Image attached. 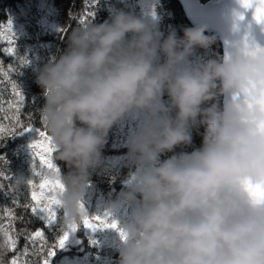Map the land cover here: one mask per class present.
<instances>
[{
    "label": "clouds",
    "instance_id": "1",
    "mask_svg": "<svg viewBox=\"0 0 264 264\" xmlns=\"http://www.w3.org/2000/svg\"><path fill=\"white\" fill-rule=\"evenodd\" d=\"M237 2V22L252 10L264 27L256 5ZM205 31L163 38L149 20L119 10L73 29L63 54L37 73L53 160L70 170L45 173L63 185L56 198L66 230L89 218L84 195L109 130L138 122L128 139L136 171L122 194L128 214L114 220L113 203L103 215L116 224L118 264H264V46L246 32L226 57L194 61L216 42ZM193 124L205 129L201 146L161 160L191 145ZM6 254L0 243V264Z\"/></svg>",
    "mask_w": 264,
    "mask_h": 264
},
{
    "label": "trees",
    "instance_id": "2",
    "mask_svg": "<svg viewBox=\"0 0 264 264\" xmlns=\"http://www.w3.org/2000/svg\"><path fill=\"white\" fill-rule=\"evenodd\" d=\"M200 2L216 0H199ZM119 10H131L134 15L149 20L163 38L171 30L182 37L184 29H192L187 23L176 0H91L86 5L85 0H0V117L5 111L8 117L0 120L9 126V117L15 112V104L19 102L12 89V84L18 85L24 101L20 107V120L28 123L29 116L33 117L34 131L15 134L0 140V184L5 191L11 190L16 177L25 179L33 177V165L39 164L34 159L30 145L38 139L35 129H43L41 124V110L45 104L44 90L37 83V73L45 64L63 54L68 46V37L73 29L80 26L81 20L101 24L109 20ZM87 12L93 13L88 16ZM11 21L12 31L7 24ZM205 35L216 38V42L207 50L197 49L192 59L222 58V47L216 36L205 32ZM6 50H11L9 54ZM21 59L28 63L21 64ZM7 73V75H5ZM165 101L168 100L165 94ZM221 103V100H220ZM12 107H9V105ZM174 115V113H173ZM137 121L129 119L114 125L108 132L106 143L101 150V166L90 170L87 190L83 205L91 219L101 216L108 210L110 204L117 207L112 210V217L116 221L123 220L128 214V206L122 200V194L127 190L130 173L136 171V165L129 156L128 139L137 129ZM204 127L193 124L191 128V145L177 146L173 152L165 153L161 160L180 152H191L199 148L203 141ZM61 176L70 170L63 161L53 160ZM8 177V178H4ZM38 182L39 178H35ZM20 200L25 198L31 202V188H18ZM11 211L16 217L25 216L28 223L8 216ZM58 213V222L52 227H46L44 221L33 216L30 211L25 213L22 207L13 204V197L0 191V243L8 237H17L20 229L28 232L42 230L45 233L47 246L56 243L62 235V225ZM75 232H69L68 240L63 248H57L50 264H118L120 239L118 233L110 228L89 230L83 224L77 226ZM8 232V237L5 236ZM28 232L18 235L15 250H8L4 257L5 264H9L13 257H19L18 264H43L47 248L40 250L41 242L33 246L27 239ZM75 239L77 245L68 241ZM25 247L28 251L25 253Z\"/></svg>",
    "mask_w": 264,
    "mask_h": 264
},
{
    "label": "snow or ice",
    "instance_id": "3",
    "mask_svg": "<svg viewBox=\"0 0 264 264\" xmlns=\"http://www.w3.org/2000/svg\"><path fill=\"white\" fill-rule=\"evenodd\" d=\"M86 5L91 3V0H85ZM241 6L245 9L252 8L254 5L253 0H239ZM259 7H255L254 9V18L259 22H264V0H258ZM87 15H93L91 12H87ZM85 19L81 20V23H85ZM9 31H12L11 21L7 24ZM9 54H11V50H6ZM21 64L28 63L27 59H21ZM7 75V73H5ZM12 89L15 92L16 96L19 98V102L15 104V112L12 113L11 117H9V126H5L0 123V140L8 136H13L17 133L24 134V132H32L34 131L32 126L33 117L29 116L28 123H23L20 120V107L24 101L23 94L18 90V85L16 83L12 84ZM3 106L0 105V108ZM9 107H12L10 104ZM4 117H8V112L5 111ZM4 117H0L2 120ZM38 135V139H36L31 145V151L33 153L34 159L39 161V164L33 165V179L28 182V186L31 188V202H29L26 198L21 201L20 193L18 192V187L15 185H11L10 191L4 190V185L0 184V191H4L6 195H11L13 197V204L22 207L25 213H30L42 219L44 221L45 226L52 227L58 222V209L57 205L59 201L56 198V194L58 191L63 190V185L59 182V180H50L48 176L45 174L46 172H51L55 175H59V170L53 163V153L55 152V147L51 143L50 138L48 137L45 129H35ZM3 160V158H0ZM8 178V177H4ZM35 178H39L38 182ZM8 216L13 219H19L22 222L28 223V218L25 216L16 217L15 214L9 211ZM83 226L85 228L91 229L95 231L97 228H115L116 224H108L106 219L101 217H92L91 219L85 217L83 221ZM77 230V226L73 225L69 230L61 228L62 235L59 236L56 243L52 246H47V240L44 231L36 230L34 232H28L27 229H20L17 237H8V232L5 231V236L8 237L4 246L6 250H15L17 246L18 235H22L25 232H28L26 239L35 246L37 244V238H39V242H41L40 250H43L45 247L47 248V254L43 261V264H50L51 259L55 256V252L57 248H63L66 241L69 237V232H75ZM25 253H27L28 249L25 247ZM19 257H13L9 264H18Z\"/></svg>",
    "mask_w": 264,
    "mask_h": 264
},
{
    "label": "water",
    "instance_id": "4",
    "mask_svg": "<svg viewBox=\"0 0 264 264\" xmlns=\"http://www.w3.org/2000/svg\"><path fill=\"white\" fill-rule=\"evenodd\" d=\"M187 23L192 28H204L216 36L222 47V58L229 53L231 46L246 32L252 42L264 46V27L257 25L252 17V10L244 12L245 19L237 22L235 15L242 10L237 0H216L200 2L199 0H176ZM253 3L259 7L258 0ZM221 98V104L226 101Z\"/></svg>",
    "mask_w": 264,
    "mask_h": 264
},
{
    "label": "rangeland",
    "instance_id": "5",
    "mask_svg": "<svg viewBox=\"0 0 264 264\" xmlns=\"http://www.w3.org/2000/svg\"><path fill=\"white\" fill-rule=\"evenodd\" d=\"M88 229V228H87ZM87 232H89L90 231V229L89 230H86ZM71 245H77V241L75 240V239H70L69 241H68ZM68 262H71L72 264H77V261L76 260H74V259H71V260H69Z\"/></svg>",
    "mask_w": 264,
    "mask_h": 264
}]
</instances>
